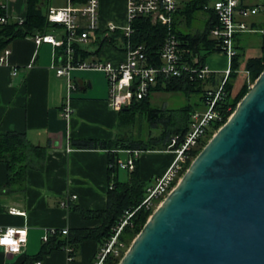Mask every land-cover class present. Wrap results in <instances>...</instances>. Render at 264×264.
Masks as SVG:
<instances>
[{"label":"crops","instance_id":"obj_1","mask_svg":"<svg viewBox=\"0 0 264 264\" xmlns=\"http://www.w3.org/2000/svg\"><path fill=\"white\" fill-rule=\"evenodd\" d=\"M1 1L5 4L9 19L26 15L27 0ZM243 3L257 6L264 1L243 0ZM66 5L67 0H40L44 12L50 7L63 8ZM127 23L125 0H100L101 31L108 24L123 29ZM246 23L253 28H261L258 26L264 23V15L249 17ZM55 31L60 34L62 29L52 27L48 34H57ZM96 42L97 39L83 45L89 52L98 51L84 62H110L117 66L126 61V52L109 44L99 47ZM236 42L244 47L243 53L245 50L258 51L257 55L249 56L246 61L260 57L261 35L241 33L235 37ZM6 49L9 50L6 65L0 66V134H23L32 145L46 147L44 160L28 168L23 180L10 184L7 182L6 164L0 158V229L13 227L27 230L26 245L21 252L9 253L0 247V264H22L26 257L39 253L42 237L48 230L70 232L100 225L98 220L83 219L72 207L85 211L106 209L108 152L72 149L70 141H113L118 112L108 106L107 80L102 71H71L69 76L75 89L67 98L68 78L56 74V68L61 63L60 48L47 43L36 45L33 36H28L14 39ZM245 62L240 65L238 73L242 81L233 86V93L238 92L247 77ZM13 69H17L16 75H12ZM222 73L214 74L216 81L222 80ZM218 85L217 82L214 88ZM205 88L213 87L206 85ZM153 94L156 93L151 96ZM67 102L71 108L68 120L62 116V108ZM119 157L124 161L128 154L122 153ZM174 157L173 153L166 151L140 152L136 159L140 181L146 186L150 185L166 172ZM63 202L67 207L61 206ZM70 247L74 250L72 262L67 261L63 250H57L33 264H92L98 245L88 240Z\"/></svg>","mask_w":264,"mask_h":264},{"label":"trees","instance_id":"obj_2","mask_svg":"<svg viewBox=\"0 0 264 264\" xmlns=\"http://www.w3.org/2000/svg\"><path fill=\"white\" fill-rule=\"evenodd\" d=\"M213 0H186L181 3L177 12L172 16L170 26L162 25L158 22L153 23L150 18H136L131 23L132 34L129 38L124 36L123 31L98 33L97 45L109 44L117 50L125 51L126 45L143 48V53L150 65L158 66L159 51L165 40L169 36H175L182 49L189 50L193 56L198 57L199 65H206L207 57L213 53L219 52L216 42L209 39L210 30L217 24V18L212 9H205ZM74 4H82L85 0H73ZM4 4H0V18L5 16ZM47 12V11H46ZM46 12L42 11L40 0H27L26 15L22 18V23L17 19H8L6 23L0 24V53L8 47L14 39L32 37L35 34H48L50 28L59 27L47 22ZM204 13L207 19L204 22L203 30L195 29L194 24L198 20V14ZM258 27L264 28V23ZM62 33V32H61ZM238 35V34H237ZM236 35V36H237ZM236 55L231 60V72L224 84V94L217 102L215 110L224 116L223 124L235 110L237 104L249 91L248 85L243 83L237 93H233L234 82L238 76L241 65V56L244 47L236 42ZM261 55L258 58L248 59L245 62L244 71L248 78L254 82L264 70V37L261 36ZM74 63L86 61L91 55H96L98 51L89 52L83 45H73ZM185 58L191 63V56L184 54ZM215 75L211 74L206 79L189 77L172 78L159 80L149 95L118 111V122L116 135L113 141L98 140H72L70 148L80 150H105L108 152V191L107 207L100 211H85L78 207H72V210L78 212L85 220H98L100 225L95 228L77 229L62 235L56 231L48 242L42 244L39 253L33 257H26L22 264H33L39 261L43 256L57 250H62L66 246L76 247L84 241H94L98 248L112 235V229L119 223L123 213L126 210L136 208L144 198L146 185L140 181L137 172V161L133 171L128 172L127 180L120 181L117 174L120 169L117 168V161L120 154L126 152H147V151H165L170 140L179 136L181 139L190 125V116L197 110L205 107V101L208 98V91H215L217 82ZM206 85L213 87L205 88ZM182 93L189 97L192 94L199 93V103L187 105L178 110H167L153 107L150 104L152 93ZM145 121L148 124L147 142L135 140L132 129L137 122ZM222 124L212 125L207 130L206 137L201 142L200 147L194 151L196 155L205 146L213 133L221 127ZM46 147L34 146L26 140L23 134L14 132L0 134V158L4 160L7 169L8 184L21 181L25 178L28 168L39 165L45 158ZM109 186L111 188H109ZM150 216V212L139 210L132 217L131 222L126 226L119 239L128 246L141 231ZM117 264V262L115 263Z\"/></svg>","mask_w":264,"mask_h":264},{"label":"built area","instance_id":"obj_3","mask_svg":"<svg viewBox=\"0 0 264 264\" xmlns=\"http://www.w3.org/2000/svg\"><path fill=\"white\" fill-rule=\"evenodd\" d=\"M183 0H125L127 26L123 29L113 24H108L104 31H101L99 24L100 0H85L82 4H74L73 0H67L63 8L50 7L46 12L47 22L51 25H58L62 33L58 34H35L34 43L40 45L47 43L61 49L60 66L56 68L59 77H67V98L74 91L75 87L70 79V72L73 70L94 69L102 71L107 80L108 106L114 111H120L130 106L133 101L145 98L156 86L159 80L172 78L206 79L211 72L206 65H199L198 57L193 56L189 50L182 49L175 36H169L159 51L160 65L154 66L147 62L143 48L132 47L129 42L126 45L127 59L117 66L110 62H80L74 63L73 45H84L95 41L98 33L114 32L121 30L126 38L132 34L131 23L136 18H150L153 23L170 26L172 16L177 12ZM4 4V2H0ZM5 5V4H4ZM5 8V6H4ZM205 9H212L217 18V24L210 30L209 39L216 42V47L228 60V68L222 73L223 78L215 91H208V98L205 107L197 110L190 116L189 129L180 139L173 137L166 147V152L174 154V160L166 172L157 177L150 185L146 186L144 198L141 203L132 210H126L119 223L112 229V235L96 251L92 264H117L127 251L128 247L124 241L119 239L122 230L128 226L132 217L139 210L152 212L161 204L165 197L172 191L177 182L181 179L190 163L195 158L193 153L197 150L207 130L212 125L222 124L224 116L215 110L217 102L224 94V84L231 72V60L236 55L235 37L237 34L249 33L259 34L264 37V28H253L246 23V19L259 14L264 15V3L257 6H248L243 0H213ZM8 16L0 18V24L6 23ZM22 23V18L17 19ZM184 54L193 56L191 63ZM9 50L5 49L0 53V66L6 65ZM240 72V71H239ZM17 74L13 69L12 75ZM245 74L248 77L247 72ZM62 116L68 120L71 116L69 102L62 108ZM228 119V118H227ZM216 132V131H215ZM214 132V133H215ZM213 133V134H214ZM126 160H118L116 165L120 170L133 171L135 161L140 152H126ZM109 188H111L109 186ZM74 198V197H73ZM67 207L66 202L61 203ZM56 230H48L42 237V244L48 242ZM67 230H61L64 236ZM27 241V230L13 227L0 229V247L6 252L18 253L25 247ZM67 255V261L74 260V250L70 246L62 249ZM39 264V263H36Z\"/></svg>","mask_w":264,"mask_h":264},{"label":"water","instance_id":"obj_4","mask_svg":"<svg viewBox=\"0 0 264 264\" xmlns=\"http://www.w3.org/2000/svg\"><path fill=\"white\" fill-rule=\"evenodd\" d=\"M118 264H264V70Z\"/></svg>","mask_w":264,"mask_h":264},{"label":"rangeland","instance_id":"obj_5","mask_svg":"<svg viewBox=\"0 0 264 264\" xmlns=\"http://www.w3.org/2000/svg\"><path fill=\"white\" fill-rule=\"evenodd\" d=\"M255 1H257V0H255ZM259 1H261V0H259ZM205 20H206V14H204V13L198 14V20L194 24L195 29L203 30ZM255 39H258V38H255ZM253 42H254V40L251 41V43H253ZM248 45L249 44H247V46ZM91 48L93 49V47H91ZM238 53L240 55H242L241 56V64H244V62L246 61V59L249 56L257 55L258 51H256V50H254V51L245 50V52L243 54L240 53V51H238ZM206 66L208 67V69L211 72H214V73L221 72L222 73L228 68V60L224 54H221V53L211 54L206 59ZM240 81H242L241 75L238 76V78L235 80L234 85L236 86ZM242 83H246L248 85V88L250 89V87L252 86V84L254 82H251L249 80V78L246 77L244 82H242ZM199 98H200L199 93L192 94L189 97H187L186 95H184L182 93H176V94L175 93H156L150 97V104L153 107H156L159 109H165L166 108L167 110H178V109L183 108L187 105L192 106L194 104L199 103ZM148 131H149L148 124L145 121L139 122V123L137 122V124H135V126L132 129V134H133L135 140H142L144 142H147ZM127 177H128V174L126 172H124V171L119 172V180L120 181L127 180ZM127 247H129L128 244H127Z\"/></svg>","mask_w":264,"mask_h":264}]
</instances>
